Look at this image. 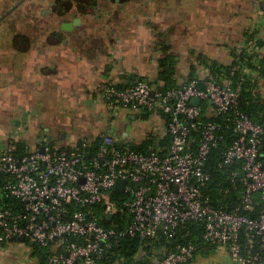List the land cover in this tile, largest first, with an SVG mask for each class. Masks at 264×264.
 <instances>
[{
	"label": "built area",
	"instance_id": "2783aa9c",
	"mask_svg": "<svg viewBox=\"0 0 264 264\" xmlns=\"http://www.w3.org/2000/svg\"><path fill=\"white\" fill-rule=\"evenodd\" d=\"M252 2L264 16V0ZM239 59L225 66L228 76L219 82L206 76L171 89L157 80L102 84L98 102L109 114L107 132L79 137L67 148L41 135L31 149L14 143L0 149V247L23 240L46 250L47 264H107L125 237L142 248L169 241L178 227L193 222L201 226L202 240L224 247L235 264H264V213L257 219L227 213L202 196L207 158L220 138L214 124L200 119L232 113L237 137L220 166L241 163L232 175L244 183V210L252 209L255 194L264 201L263 128L238 110L239 87L230 79L244 70ZM122 110L163 124L144 130L138 141L123 137L110 119L136 116ZM144 143V151L131 149ZM118 181L124 182L121 192L115 191ZM196 251L193 243L177 244L150 264H187Z\"/></svg>",
	"mask_w": 264,
	"mask_h": 264
},
{
	"label": "crops",
	"instance_id": "0c3cea01",
	"mask_svg": "<svg viewBox=\"0 0 264 264\" xmlns=\"http://www.w3.org/2000/svg\"><path fill=\"white\" fill-rule=\"evenodd\" d=\"M18 1L0 0V16ZM36 2L47 10L45 0ZM121 3L126 6L122 12L136 9L146 17L90 22L93 32L87 34L88 44L73 29L57 30L61 24H71L66 18H41L50 26L44 23L46 30L40 34L30 30L28 20L18 27L19 22L12 21L9 33L0 35V149L8 143L31 149L41 135L66 147L73 142L67 134L70 138L74 133L96 134L97 124H105L109 116L98 102L100 86L156 79L163 50L177 62V86L188 82L190 68L198 78L210 76L199 56L224 67L237 57L252 59L242 72L255 83V92L264 102V16L252 0ZM99 25H105L104 30L97 29ZM70 115L80 120L75 122ZM12 251L28 254V264H46L37 246L22 240L0 247V260ZM211 255L231 259L224 247L208 246L196 251L187 264H198ZM111 264L126 263L114 259Z\"/></svg>",
	"mask_w": 264,
	"mask_h": 264
},
{
	"label": "trees",
	"instance_id": "16d2710c",
	"mask_svg": "<svg viewBox=\"0 0 264 264\" xmlns=\"http://www.w3.org/2000/svg\"><path fill=\"white\" fill-rule=\"evenodd\" d=\"M62 1V0H61ZM61 1H57L53 6H59L63 13L67 14L68 8L62 5ZM76 10V15L81 17H96L90 18L89 21L93 22L95 20L104 21L103 15L110 16L112 11L108 10V7H104L100 0H69L66 1ZM65 8V10H64ZM20 14V13H18ZM86 19V18H84ZM101 28L102 25L97 26ZM52 31V30H51ZM50 34V32H49ZM163 50L164 57L158 60V70L156 73V79L151 81H162L164 83V88H178L176 82V66L177 62L175 57L168 54ZM239 63L244 69L246 66L252 63V59L248 57H239ZM199 61L202 62L203 66L209 69V75L212 76L215 81H221L223 76H228V69L224 66L218 65L214 61L206 60L199 56ZM263 68L261 69V71ZM196 77V70L190 68L188 81ZM234 87H239V99H238V110L243 113L251 122L260 125L263 128V146H264V102L261 101L260 97L256 94V85L250 79H248L243 72L237 71L230 78ZM232 113H226L224 115H218L213 117H205L202 115L200 123H212L217 128V136L220 138L217 144L209 153L207 158L205 170L209 175V181L202 190L203 198L208 200V203L216 209L225 211L227 213L238 212V214L246 216L248 218L257 219L262 213H264V201L261 200L259 194L253 196L252 209L244 210L242 203V195L244 192V183L239 174L232 175V173H239L241 171V163L236 162L228 166H220L223 162V155L227 148L236 139V134L233 131V125L231 124L230 117ZM148 143H144L140 147H132L131 149L136 151L146 150ZM19 150L20 145H16ZM262 146V147H263ZM262 148L259 156V160L264 164V156H261ZM105 227H109L105 224V221L101 222ZM193 243L196 245L197 251L204 247L210 246L211 248L216 246H211L202 240V229L196 223H188L186 225L178 227L176 235L169 241L161 240V242L156 243L151 246L140 247L139 243L135 239L125 237L120 244L113 248L111 251V256L109 257L108 263L114 259H121L126 264H150L151 260L161 253H157L154 249L158 250H169L174 248L177 244H187ZM38 248V247H37ZM40 254L42 255V262L47 264L48 253L46 250L38 248ZM163 251V252H164Z\"/></svg>",
	"mask_w": 264,
	"mask_h": 264
},
{
	"label": "flooded vegetation",
	"instance_id": "af4514ba",
	"mask_svg": "<svg viewBox=\"0 0 264 264\" xmlns=\"http://www.w3.org/2000/svg\"><path fill=\"white\" fill-rule=\"evenodd\" d=\"M26 1V0H24ZM24 1L20 0L18 1L14 7L15 10L11 13V18H13V23L14 22H19L17 24H15V26H20L21 22L25 21V20H28V24L30 25V30L35 33V34H40L42 33L41 31H44V29L46 30L45 26H44V23L47 27H49L50 25L49 24H46V21H42L41 18H58V20L60 18H66V19H71L72 21L76 18H79L81 20V23L79 26H73V30H74V33L75 35H79L81 37L82 40H84V42L86 44H88V39H86L88 36L87 34L88 33H91L93 32V29L91 28V24L90 22L92 21H89L90 18H98V15L96 17H92V16H87V17H81L79 15H76V10L70 6V4H67L66 1H69V0H45L47 2V10L46 9H43L40 7V3L38 4L36 2V0H27L25 2V5L23 6L22 8V12L17 15L18 18H14L15 15H14V12H16L18 10V8H20V5L21 3H23ZM57 1H61L62 5L61 6H65L66 8H68L67 10H64L67 11V14L63 13V10L61 11L59 6H53V4ZM101 3H103L104 7H108V10L112 11V14L110 16H107V15H103L102 18H104V21L106 20V22L108 21V18H125L124 16V12H122V10L126 7H123V4L121 3V0H100ZM39 14V15H38ZM23 16H25L26 18H22ZM8 17V16H7ZM37 18V20L35 21H32L31 19L29 18ZM39 17V18H38ZM1 18V17H0ZM86 18V19H84ZM34 20V19H33ZM72 23V22H71ZM86 23V24H85ZM85 24V25H84ZM58 25V24H57ZM23 26V25H22ZM43 26V27H42ZM105 25H102L101 28H97V29H102L104 30V27ZM85 28L86 31H83V32H78L79 29H82ZM57 30H61V25H60V29L57 28ZM77 31V32H75ZM80 39V38H79ZM80 39V40H81ZM122 118H120L121 120ZM127 127V131H131L132 128H130V122H124V124L122 125V127H120V129H124V127ZM119 126V125H118ZM110 128H112L109 124V119L107 118V122H105V124H97V131L96 133H104V132H107L108 130H110ZM114 128V127H113ZM118 128V127H117ZM117 128H114L117 130ZM115 130V131H116Z\"/></svg>",
	"mask_w": 264,
	"mask_h": 264
},
{
	"label": "rangeland",
	"instance_id": "374dc122",
	"mask_svg": "<svg viewBox=\"0 0 264 264\" xmlns=\"http://www.w3.org/2000/svg\"><path fill=\"white\" fill-rule=\"evenodd\" d=\"M26 1L21 3L20 8H18V10L16 12H14V15H15L14 18H18L17 15H19L18 13L22 12V8L25 5ZM13 7H11V8H13ZM9 10H7L6 12H8ZM6 12H4L3 14H5ZM2 15L0 17H2ZM10 16H11V14L8 17L4 18L2 21H0V35L9 33V30H10V28L12 26L11 22L13 20V18H11ZM124 16H125V18H134V19L135 18L140 19V18H145L146 17L144 15V13H139L138 11L136 12V9L133 10L131 8L129 9V11H125L124 12ZM22 18H26V17L23 16ZM27 18H29V17H27ZM80 31L83 32V31H86V30H85V28L82 27V29H79L78 32H80ZM75 32H77V31H75ZM122 113L125 114V115H129L131 113V114H134V116H136V120L129 121L130 122V128H132V130L128 131V134L131 137V139H133L135 141H138L139 137L142 136V133H143L144 130H146V129L147 130H151V129H153V127L156 128V129H160L161 125L163 124V122L161 120L157 121L155 118H153L152 115L141 116L139 111L122 110ZM70 117L74 118V116H71V115L68 118H70ZM74 119H76L75 120V122H76V121L80 120V116H76ZM110 122L112 123L114 128L118 127L117 130L114 129V128H113V130L114 131L116 130V131L120 132V127H122V124L124 122L122 120H120V118H118V117L111 118ZM117 123H119V126L116 125ZM73 130H75V129H73ZM73 130H72V128H70V131H73ZM78 134L79 133L71 134V138H70V136L68 134L66 135L71 141H73L71 146L75 145V143L78 141L77 137H80V136H76ZM81 136H83V134ZM59 146L63 147V148H67L69 145L66 146V147L61 146V145H59ZM28 258H29L28 254H24L23 252H13V251L12 252H7L6 255L3 257L4 261L0 260V264H6V263H9V264H28L27 263V261H29ZM200 260H202V261L199 262L198 264H235L232 259L227 258V260H225L223 256L211 255L210 257L200 258Z\"/></svg>",
	"mask_w": 264,
	"mask_h": 264
},
{
	"label": "water",
	"instance_id": "95a60500",
	"mask_svg": "<svg viewBox=\"0 0 264 264\" xmlns=\"http://www.w3.org/2000/svg\"><path fill=\"white\" fill-rule=\"evenodd\" d=\"M24 1V0H23ZM16 7H13L11 8L8 12H6L5 14L2 15V17L0 18V21H2L4 18H6L7 16H9L13 10H15ZM81 23V20L79 18H76L72 21L71 24H61V30L62 31H70L73 29V26H79ZM192 104L194 105H198L199 104V101L198 100H193L192 101ZM133 119V118H131ZM123 137H127L128 133H127V127L125 125L124 129H123ZM132 145V142L129 141L128 142V146ZM261 156H264V146L262 147V154ZM238 177H241V175H239ZM123 186H124V182L123 181H118L116 186H115V191L117 192H121L123 190ZM86 219H88V217H86ZM19 241V240H18ZM23 241V240H22ZM30 245H33V243H30Z\"/></svg>",
	"mask_w": 264,
	"mask_h": 264
}]
</instances>
